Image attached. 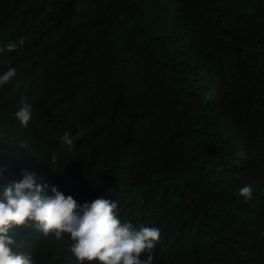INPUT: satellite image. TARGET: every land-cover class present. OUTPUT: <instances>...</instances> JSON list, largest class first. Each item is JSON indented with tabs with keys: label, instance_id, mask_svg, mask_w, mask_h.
<instances>
[{
	"label": "trees",
	"instance_id": "1",
	"mask_svg": "<svg viewBox=\"0 0 264 264\" xmlns=\"http://www.w3.org/2000/svg\"><path fill=\"white\" fill-rule=\"evenodd\" d=\"M0 48V184L116 200L159 228L153 264H264V0H0ZM10 235L77 264L67 236Z\"/></svg>",
	"mask_w": 264,
	"mask_h": 264
},
{
	"label": "clouds",
	"instance_id": "2",
	"mask_svg": "<svg viewBox=\"0 0 264 264\" xmlns=\"http://www.w3.org/2000/svg\"><path fill=\"white\" fill-rule=\"evenodd\" d=\"M16 47V44H8L6 50L11 52ZM4 51L0 48V52ZM16 76L17 69L9 65L0 74V87ZM20 101L14 118L22 128H27L32 119V105L26 96ZM60 139L69 148L74 146L70 132H65ZM21 176V180L7 186L0 184V264H34L30 254L14 251L19 245L10 231L24 227L34 228L45 236L51 234L56 240L67 236L68 251L77 264H92L93 261L98 264H153V252L161 236L159 228L141 226L137 229L131 222L122 223L116 200L97 198L81 205L56 186H51V196L45 195L43 190L48 186L37 184L34 172L22 170ZM239 195L246 200L252 199L253 187H241Z\"/></svg>",
	"mask_w": 264,
	"mask_h": 264
}]
</instances>
